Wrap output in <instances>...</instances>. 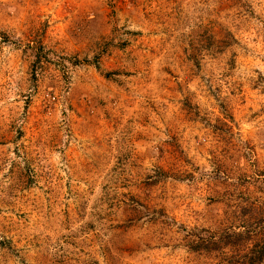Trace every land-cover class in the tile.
I'll return each instance as SVG.
<instances>
[{"label": "rangeland", "instance_id": "1", "mask_svg": "<svg viewBox=\"0 0 264 264\" xmlns=\"http://www.w3.org/2000/svg\"><path fill=\"white\" fill-rule=\"evenodd\" d=\"M262 249L264 0H0V264Z\"/></svg>", "mask_w": 264, "mask_h": 264}, {"label": "trees", "instance_id": "2", "mask_svg": "<svg viewBox=\"0 0 264 264\" xmlns=\"http://www.w3.org/2000/svg\"><path fill=\"white\" fill-rule=\"evenodd\" d=\"M262 253L264 252V249H262L261 251ZM264 254L262 255H257V257H251V264H254L255 262H261L260 259H263V256Z\"/></svg>", "mask_w": 264, "mask_h": 264}]
</instances>
